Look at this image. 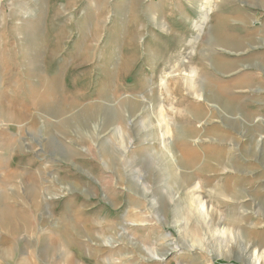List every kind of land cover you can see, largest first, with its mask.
I'll return each mask as SVG.
<instances>
[{
  "label": "rangeland",
  "instance_id": "374dc122",
  "mask_svg": "<svg viewBox=\"0 0 264 264\" xmlns=\"http://www.w3.org/2000/svg\"><path fill=\"white\" fill-rule=\"evenodd\" d=\"M0 264H264V0H0Z\"/></svg>",
  "mask_w": 264,
  "mask_h": 264
},
{
  "label": "bare ground",
  "instance_id": "6f19581e",
  "mask_svg": "<svg viewBox=\"0 0 264 264\" xmlns=\"http://www.w3.org/2000/svg\"><path fill=\"white\" fill-rule=\"evenodd\" d=\"M196 201H199L198 203L200 205L199 209L197 210L198 211V215L201 216V217H203V218L208 217L209 216V212L206 211L205 204L202 203V201L199 200V199L196 200Z\"/></svg>",
  "mask_w": 264,
  "mask_h": 264
}]
</instances>
